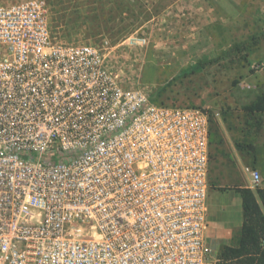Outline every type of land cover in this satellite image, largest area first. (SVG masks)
Instances as JSON below:
<instances>
[{"label": "built area", "instance_id": "obj_1", "mask_svg": "<svg viewBox=\"0 0 264 264\" xmlns=\"http://www.w3.org/2000/svg\"><path fill=\"white\" fill-rule=\"evenodd\" d=\"M209 162L205 110L120 85L44 1L0 5V264H207Z\"/></svg>", "mask_w": 264, "mask_h": 264}, {"label": "rangeland", "instance_id": "obj_2", "mask_svg": "<svg viewBox=\"0 0 264 264\" xmlns=\"http://www.w3.org/2000/svg\"><path fill=\"white\" fill-rule=\"evenodd\" d=\"M25 1L0 0V5ZM41 1L53 34L97 47L120 85L141 90L153 102L199 107L215 117L220 135L213 133L210 141L209 191L218 181L223 189H234L242 173L251 175L252 155L240 152V173L233 150L248 128L243 108L264 93V0ZM198 61L211 63L181 76ZM255 133L248 136L253 144ZM258 172L261 182L254 189L264 180ZM216 195L211 196L215 210ZM208 244L207 264H219L222 244Z\"/></svg>", "mask_w": 264, "mask_h": 264}, {"label": "trees", "instance_id": "obj_3", "mask_svg": "<svg viewBox=\"0 0 264 264\" xmlns=\"http://www.w3.org/2000/svg\"><path fill=\"white\" fill-rule=\"evenodd\" d=\"M211 62L198 61L196 64L182 71V77L197 74ZM153 102V101H152ZM245 113L249 119L246 126L243 142H236L235 146L243 155H252L256 160V148L248 138L252 128L260 130L263 125L264 115V93L246 105ZM210 141L214 133L219 137L220 128L214 116H209ZM232 128V126H229ZM221 141V138L219 139ZM236 192L242 197L243 225L230 241V244L221 245L217 254L219 264H264V187H257L254 190L249 187H235Z\"/></svg>", "mask_w": 264, "mask_h": 264}, {"label": "crops", "instance_id": "obj_4", "mask_svg": "<svg viewBox=\"0 0 264 264\" xmlns=\"http://www.w3.org/2000/svg\"><path fill=\"white\" fill-rule=\"evenodd\" d=\"M256 131L254 135V146L256 148V160L255 167H251L252 170L264 172V115H263V125L258 131L252 128V131ZM226 142L227 138L225 137ZM256 142V143H255ZM228 143V142H227ZM233 155L238 162V170L242 172L241 163V153L236 149L234 145ZM243 168L249 169L247 165H243ZM240 186L239 187H249L254 190V185L252 183L251 175H240ZM221 182H216L214 187L208 190L207 198V229H206V240L211 244H230L235 232L240 230L243 225V206L242 197L240 193L236 192L235 189H223L225 188ZM264 187V180L261 185ZM215 193L216 195V210L211 204V196Z\"/></svg>", "mask_w": 264, "mask_h": 264}]
</instances>
